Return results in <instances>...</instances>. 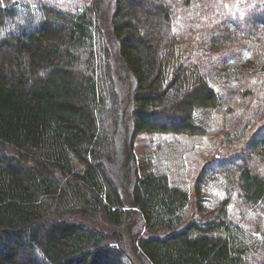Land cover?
<instances>
[{
    "label": "trees",
    "instance_id": "trees-1",
    "mask_svg": "<svg viewBox=\"0 0 264 264\" xmlns=\"http://www.w3.org/2000/svg\"><path fill=\"white\" fill-rule=\"evenodd\" d=\"M228 1L86 0L72 13L0 0V264H264L258 223L231 219L228 204L187 220L188 188L133 151L141 133L205 136L236 110L185 56L208 25L207 42L245 44L227 17L261 13L264 0ZM253 57L261 85L241 90L244 102L264 91V54ZM263 103L227 133L236 158L219 166L252 209L264 202Z\"/></svg>",
    "mask_w": 264,
    "mask_h": 264
},
{
    "label": "rangeland",
    "instance_id": "rangeland-1",
    "mask_svg": "<svg viewBox=\"0 0 264 264\" xmlns=\"http://www.w3.org/2000/svg\"><path fill=\"white\" fill-rule=\"evenodd\" d=\"M4 1H19L32 4L50 3L72 13L87 5L86 0ZM238 4L245 5L243 0H235L230 3L228 1L227 6L231 8L241 7L237 6ZM263 14L264 11L249 16L241 13L237 16L238 18L228 16L234 24L237 22L234 28L231 26L228 17L226 20L231 34L238 37L241 36L245 40V44L248 42L252 49L243 43L235 45L231 41L228 43L231 46L226 50L221 48L220 43L207 42L203 38V36L205 37L204 32H207L212 27L208 25L207 21L204 22L207 23L208 29L196 28L197 34L189 36L188 41L184 40L188 42L185 47L188 53L185 56L188 57L191 63L200 67L209 83L224 96L226 109L236 108L233 113L228 116H224L223 113L220 114L217 121H215L217 128L215 127L213 132H209L205 136L141 133L135 140L133 151L138 165L143 166L147 170L155 169L165 172L169 175L174 185L186 187L191 192L192 199L185 211L187 220L211 221L215 218L216 213L220 212L219 209L223 205L228 204V215L231 219L245 224L255 225L256 222L261 227V231L264 232V202L258 204L255 209L242 206L239 203L240 198L237 191L233 190V187L236 188L235 175H226L223 174V169L222 171L219 170V166L224 163L221 160L222 158L228 156L231 159V163H234L236 158L233 151L228 152L230 145L226 142L227 133L241 129L246 119L252 117L259 109L261 103L264 102V91L259 96L249 98L245 102L241 100L239 93L248 87L261 85L260 75L255 70V67L259 65L253 56H255V52L264 54V24L259 25V27L254 25L256 19H263L261 18ZM187 15L192 20V23L198 19V16L193 12H187ZM261 20H257V22ZM198 23L202 26L201 22ZM253 26L254 29H252ZM176 27L181 34L189 30L187 25H182L180 22L177 23ZM225 44L227 43H221V45ZM240 68L242 70L241 74L239 73ZM215 159H217V162H212ZM208 164L212 166L214 173L211 175L207 174V184L204 183L202 185L205 188L202 195L198 197L194 194L195 184L197 178ZM258 165L260 170L264 172V151ZM228 182L229 186H227ZM140 221L141 219L138 220V222ZM130 244L132 245V243ZM131 264L139 263L132 260Z\"/></svg>",
    "mask_w": 264,
    "mask_h": 264
}]
</instances>
